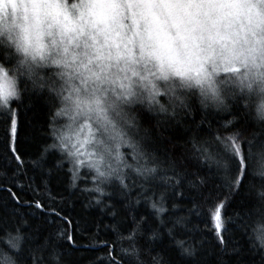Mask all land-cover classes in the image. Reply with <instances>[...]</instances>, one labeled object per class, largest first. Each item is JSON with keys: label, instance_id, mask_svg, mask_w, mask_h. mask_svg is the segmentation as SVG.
Wrapping results in <instances>:
<instances>
[{"label": "clouds", "instance_id": "obj_1", "mask_svg": "<svg viewBox=\"0 0 264 264\" xmlns=\"http://www.w3.org/2000/svg\"><path fill=\"white\" fill-rule=\"evenodd\" d=\"M36 99L35 159L54 153L89 208L134 202L161 182L175 129L210 116L264 131V0H0V116Z\"/></svg>", "mask_w": 264, "mask_h": 264}, {"label": "snow or ice", "instance_id": "obj_2", "mask_svg": "<svg viewBox=\"0 0 264 264\" xmlns=\"http://www.w3.org/2000/svg\"><path fill=\"white\" fill-rule=\"evenodd\" d=\"M0 117L8 151L7 165L0 171V193L6 194L0 197V233L7 237L8 253L0 255V264H210L209 247L215 250V264H264V252H259L258 262L250 260L248 243L234 239L242 218L237 214L233 220L227 213L239 202L249 213L239 226L246 231L253 223L254 231H264V191L258 192L253 180L259 175L264 187V131H250V126L228 119L213 127L210 116L193 120L183 131L170 132L164 142L167 165L160 183L140 185L135 201L121 208L115 202L96 213L81 204L73 209L78 220L70 221L39 198L24 199L14 191L25 187L21 123L15 113ZM51 177L49 170L40 184L47 185ZM32 183L34 179L28 186ZM142 201L148 215L132 216V225L123 224L120 217L126 218ZM108 216L113 223H105ZM101 233L108 239L99 244L78 242L84 237L99 240ZM102 248L106 254L97 256ZM157 248L160 252L151 255Z\"/></svg>", "mask_w": 264, "mask_h": 264}, {"label": "trees", "instance_id": "obj_3", "mask_svg": "<svg viewBox=\"0 0 264 264\" xmlns=\"http://www.w3.org/2000/svg\"><path fill=\"white\" fill-rule=\"evenodd\" d=\"M2 119V117H0ZM199 119V115L197 116ZM226 119V118H225ZM224 119V120H225ZM18 120L21 123V131H20V151L23 153L22 160L24 161V165L21 169V172L26 173L21 183L25 185L24 189H14L17 193L24 199L33 200L39 198L42 203H45L50 209L54 208L56 211L60 212L62 215L67 214L70 221L78 220L75 211L73 209H79L82 203L80 195L78 193H69L65 184H66V176L63 173V170L55 168V161L57 156L52 153L49 154L47 160L43 163L38 162L35 157L39 152V144L43 141V137L40 136L39 130L46 125V108L43 103L36 99L34 100L32 107L24 111L20 116H18ZM220 121L218 119L213 118L212 124L213 127H216ZM183 131V129H181ZM7 156L8 151L5 147V129L2 124H0V171L3 170V167L7 165ZM33 162H35V166H33ZM49 170H51L52 177L47 183V185L40 184L41 177L48 178ZM35 180V183H32V186L29 187V183L32 180ZM39 185V186H38ZM8 185H5L7 187ZM49 196L52 199H49ZM0 197H5V193H0ZM119 202L117 204V208L124 207L128 203L126 201H121L119 198L114 197L112 201H109L110 204ZM90 211H95L96 213H100L99 208L90 209ZM150 209H148L147 205L143 203V201L139 205H135L131 211V214L125 217H120L123 224L132 225V216H147ZM228 215L233 217V220H237L239 214L240 219L237 226L234 228V239L236 241H243L248 243L249 237L246 234V231L243 227L239 226L244 223L248 219V210L247 208L242 207L239 202L236 204L229 206L227 209ZM39 216V213H37ZM57 224L60 223L59 220L55 221ZM105 223H113V218L108 216L105 217ZM64 227L68 228L69 231L72 230L71 224H66ZM200 227L203 229L205 225L201 224ZM76 235H80L76 233ZM205 237L208 240L209 244L211 243L210 236H207L205 233ZM113 239H115V234H113ZM108 239V236L104 233L99 235V240L89 241L88 238L84 237L79 243L82 244H99L100 241ZM167 244V241H165ZM126 247V245H125ZM249 247V243H248ZM251 250L247 253V255L251 259L255 261H259L260 255L259 252L255 251L253 248L249 247ZM215 250L211 247L208 248V260L210 264H215L216 256L213 254ZM107 249H101L100 252L96 253L97 256H101L106 254ZM157 252H160V248H157L156 252H152L151 255L155 256ZM150 257L146 254L143 259L147 260ZM227 259V255L223 257Z\"/></svg>", "mask_w": 264, "mask_h": 264}]
</instances>
